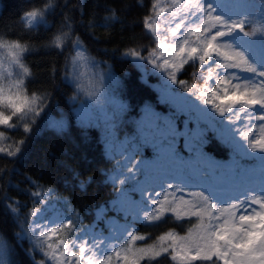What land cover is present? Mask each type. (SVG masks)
Listing matches in <instances>:
<instances>
[{"label": "snow or ice", "instance_id": "snow-or-ice-1", "mask_svg": "<svg viewBox=\"0 0 264 264\" xmlns=\"http://www.w3.org/2000/svg\"><path fill=\"white\" fill-rule=\"evenodd\" d=\"M52 7L48 0L42 7L23 13L24 28L30 32L46 23ZM106 12L108 15L102 20L90 21L88 26L108 29L122 23L114 8H106ZM253 23L258 26L246 31L245 26ZM143 29L151 38L150 44L126 47L121 57L137 67L150 64L158 70L166 77L167 100L178 110L188 112L190 120L197 124L203 121L219 131L238 152L260 160L259 169H244L237 164L230 175L202 179L196 185L201 190L188 191L190 198L186 199V186L192 184L193 174L208 177L221 167L201 151L205 143L203 130L193 138V148L202 165L194 173L193 165L188 164L175 172L160 168L152 175L153 165L143 161L133 163L132 157L126 158L131 165L125 166L127 176L122 179L121 173L110 179L120 185L129 180L136 182L133 190L140 193L141 199L132 206L134 219L147 226H156L166 219L190 224L185 235L169 230L145 244L137 242L149 237L138 234L131 225L118 230L119 235L112 237L116 243H112L94 232L79 229L69 217L46 214L49 190L25 177L36 190H26L34 205L28 214L32 219H26L28 227L18 237L32 241L31 248L26 250L29 255L39 250L54 264H113V257L118 264H159L162 258L173 264H264V0L259 5L251 0H153L144 16ZM72 34L71 18L66 17L44 47L62 55L71 43L74 55L65 58L63 79L74 86L70 99L79 100L83 94L91 101L80 109L91 123L96 112L112 103L109 91H114L119 81L106 71L94 74L86 86L85 74L77 69L87 64L89 57L83 41L79 36L73 39ZM0 50L6 52L11 66L5 68L0 58V153L18 157L50 95L28 91L26 81L33 72L25 63V54L32 51L27 42L0 36ZM188 69L190 80L180 79ZM56 71L53 65V77ZM105 80L111 88L105 86ZM169 83L177 85L186 95L173 93ZM123 109L122 104L116 106L110 121L118 119ZM146 112L154 125L153 137L167 144L174 159L178 135L174 125L171 120L161 124L160 117L150 109ZM51 126L60 132L64 130L62 121H53ZM21 128L25 137L7 143L11 140L8 132ZM140 165L146 175L143 182L136 175ZM5 200L9 213L20 211L17 201L7 196ZM36 204L42 207L37 208ZM69 232L73 233L71 240ZM4 250L0 243V253ZM0 264L5 262L0 259ZM39 264H45V260Z\"/></svg>", "mask_w": 264, "mask_h": 264}, {"label": "trees", "instance_id": "trees-1", "mask_svg": "<svg viewBox=\"0 0 264 264\" xmlns=\"http://www.w3.org/2000/svg\"><path fill=\"white\" fill-rule=\"evenodd\" d=\"M46 2L48 0H0V33L8 34L13 39L21 38V42L29 45L31 36L37 43L43 44L56 33L61 22L70 17L72 38L79 36L103 72H110L119 81L115 90L109 93L120 95L124 109L120 113L118 133L101 126L82 124L70 99L75 91L74 86L63 79L65 58L70 59L74 52L71 43L62 55L57 54L58 50L47 47L40 50L32 48L31 52L25 54V63L33 72V76L26 81L29 93L47 92L50 98L44 112L32 124V132L27 134L22 153L18 157H6L0 153V170H7L0 171V243L5 249L0 253V259L5 264H34L16 234L27 225L25 221L29 208L34 206L27 191L36 189L26 182L25 177L36 181L42 188L51 189L65 201L67 208L76 210L88 225L92 221L93 210L113 199L117 188L110 179L118 167L117 160L108 154L106 144L110 136L119 134L132 137L139 134L141 117L147 113L146 109L172 116V122L180 129H184L189 122L188 117L174 107L161 103L157 99L158 93L140 80L135 65L120 55L126 47L147 43L143 19L153 0H51L53 7L47 15L51 27L39 31L37 36L34 30L25 34L21 16L30 9L42 7ZM106 8H114L122 23L108 29L89 27L90 21H100L108 15ZM0 36L8 39L2 34ZM53 65L57 69L55 77L52 75ZM190 72L191 69H188L179 78L190 80ZM105 82V86L111 88L108 81ZM53 121H62L64 130L60 132L52 127ZM8 135L11 140L7 143H12L23 139L26 134L21 128L18 132H8ZM204 141L203 153L215 157L225 154L226 149L220 146L215 136L204 137ZM148 156L145 154V157ZM5 196L21 205L16 218L15 214L6 210ZM189 226L187 221L166 219L156 226L139 224L138 232L149 237L145 244L152 243L169 230L185 235ZM159 264L173 262L162 258Z\"/></svg>", "mask_w": 264, "mask_h": 264}, {"label": "rangeland", "instance_id": "rangeland-1", "mask_svg": "<svg viewBox=\"0 0 264 264\" xmlns=\"http://www.w3.org/2000/svg\"><path fill=\"white\" fill-rule=\"evenodd\" d=\"M251 2L255 3L256 5H259L260 0H251ZM255 10L258 11L259 9L257 8ZM167 15L168 14L165 13L166 17ZM257 26L258 25L255 23L251 25H246L245 30L252 31L253 28ZM50 27H51V23L46 17V23L39 26L36 30H34V32H36V36H37L39 31L47 30ZM28 33L29 31L26 30L25 34ZM0 34L4 35L9 40L22 41L21 38L13 39L8 34L5 33H0ZM150 39L151 38L147 36V43L144 45H149ZM28 42L30 43V46L35 50H40L42 48H45L44 45L47 44V42L43 44L42 43L39 44L36 42L34 37L31 36H29ZM83 44H84V48L86 49V55L89 57V61L87 64H84L83 67L78 68L77 71L85 74L83 76V82L85 83L86 86H88L90 85V81L93 78L94 74L96 73L103 74L104 72L101 69L99 62L89 54L86 44L84 42ZM0 58L4 60L5 68L11 67L8 63L7 55H4L3 52H0ZM132 63L139 71L140 80L143 83L152 86L153 89L157 91L158 93L157 99L161 100L162 103L171 105L179 113L188 116V121H189L190 119L188 112L178 110L177 106L171 100L166 99V91H165L166 77H164L158 70L153 69L150 64L145 65L144 68H140L137 67L134 62ZM169 87L173 93L186 95L183 93L182 90L179 89L177 85H170L169 83ZM109 95L112 98V103L106 104L103 111L96 112L91 123H88L80 112L82 105L91 103V101H89L88 98L83 94H81L79 100L76 101L72 100L75 105L76 115L78 120L85 125L101 126L105 130H109L112 132L116 131L118 133V127L121 117L119 115L118 119H116L114 122L110 121V117L114 108H116V106L121 104L124 105V101L123 102L121 101L122 99L119 94H116L115 96L109 93ZM143 108H145V106ZM152 113H154L156 116L161 118L160 120L161 124H164L167 120H171V122L173 120L172 116L166 114L161 115L158 112L157 113L152 112ZM190 121H193V126L197 127V129L193 132V134H191V132L186 128L184 130L177 128V126L172 122V124L175 127L176 133H178V135H176L175 144H174V157H175L174 159L168 153L167 144L164 143L159 137H155V138L153 137L152 132L154 130V125L148 113L143 114L141 117V124H140L141 130L139 134L134 135L132 137H130L131 135L120 136L119 134L116 137L110 136V139L106 144L108 147V154L111 158L117 160V165H118L117 170L113 173L111 177L119 176L121 173H124V175L121 176L122 179L125 176H127V172L125 171V166L128 165V160L126 159L128 157L133 158V163L137 161H143L144 163L153 165L154 171L152 175H156L160 168H163L170 172H175L180 168H184L188 164L193 165L192 171L194 173V169L199 168L202 165L199 163V153L193 148V138L200 132V130L198 129V125L201 123L204 124L206 123L201 121L199 124H197V122L194 119ZM208 130L212 131V133L216 135L217 142L220 144L222 148L226 149V151L224 155L220 154L217 157L210 155H205V156L209 157L212 162H214L217 165H220L221 167L214 169L208 177L201 178L193 174L191 176L192 184L186 186V192H185L186 199L190 198L187 195L188 191L201 190L196 185H198L202 179L211 180L213 177H220L221 175L223 176L230 175L231 169H233L237 164H239L240 167L244 169H259L260 167V163H261L260 160L253 159L251 156H245L241 152H238L236 149H234V147L226 138L222 137L219 131H215L209 127ZM145 154L149 156L145 157ZM252 155L255 156L258 154H252ZM185 170L188 171L187 169ZM136 175H137V179L141 182H143L146 179L143 165H140V168L137 171ZM115 184L117 185V188L116 191L114 192L113 199L109 200L107 203L98 205L93 210L92 212L93 219L88 225L85 222V220L78 215V212L76 210L71 209L70 207H69L70 209L67 208L65 201L59 196H57L51 189L48 188H44V189H48L50 192V195L47 196V204L45 205L46 214L69 217L74 221L76 225H78L79 229H85L90 232H94L95 235L99 237L107 238L108 240H111L112 243H116L115 240H112V237L114 235H119L118 230H122L124 227L131 225L138 232L139 224H144V223L134 219V214L132 210L133 204L135 202H139L141 199L140 193L138 191L133 190L136 187V182L129 180L124 185H120L118 182H116ZM156 190L159 191V188H157ZM35 207L40 208L42 206L40 204H36ZM32 208L33 206L29 208L30 209L29 213ZM16 215L19 216L18 213H16L15 218ZM78 217H80L84 222H82ZM28 219H32V218L28 215ZM27 227L28 224L24 226L21 230L17 231L16 234L21 233L22 230L27 229ZM138 234H142V233L138 232ZM72 236L73 233L69 232V240H71ZM17 238L20 244L22 245L23 249H25V251L31 248L32 241L30 239L28 240L27 238H25L21 240L18 237V235ZM140 244H144V241L143 243ZM29 257L32 259L34 264H39V261H41L42 259L45 260V264H54L53 261L47 260V258L44 257L43 254L39 252V250L33 252L31 255H29ZM113 264H118L115 257H113Z\"/></svg>", "mask_w": 264, "mask_h": 264}, {"label": "bare ground", "instance_id": "bare-ground-1", "mask_svg": "<svg viewBox=\"0 0 264 264\" xmlns=\"http://www.w3.org/2000/svg\"><path fill=\"white\" fill-rule=\"evenodd\" d=\"M0 52H3L4 55H7L6 52H4L3 50H0ZM184 115V114H183ZM186 116V115H185ZM179 122V121H177ZM187 130H189L191 132V134H193V132L197 129V127L193 126V121L188 122V125L186 126ZM198 129L201 131H204V137H211V136H216L214 133H212V131L208 130V125L201 123L198 125Z\"/></svg>", "mask_w": 264, "mask_h": 264}]
</instances>
